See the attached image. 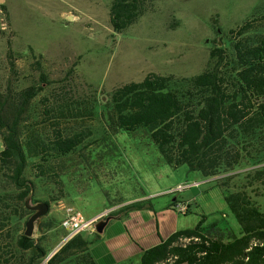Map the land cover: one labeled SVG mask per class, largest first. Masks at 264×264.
I'll return each instance as SVG.
<instances>
[{
    "label": "trees",
    "instance_id": "obj_1",
    "mask_svg": "<svg viewBox=\"0 0 264 264\" xmlns=\"http://www.w3.org/2000/svg\"><path fill=\"white\" fill-rule=\"evenodd\" d=\"M154 1L112 0L108 14L113 32L135 23ZM254 30L259 32L252 34ZM228 34V46L213 47L207 66L194 75L149 72L139 81L114 87L106 99L75 100L76 104L65 107L63 104L73 98L61 96L60 89H55L59 86L40 97V120H49L54 110L50 101L54 100L60 104L56 111L61 117L64 113L69 118L97 116L102 135L122 131L146 134L170 166L186 164L203 177L214 178L240 225L235 234L217 223L203 228L201 218L194 227L179 229L144 249L135 264H264V211L248 191L252 182L264 178V12L229 29ZM7 57L13 71L10 46ZM39 57L33 61L39 75L36 84L16 91L10 86L0 90V177L8 186L0 189V223L8 232L22 211L32 212L25 201L36 184L27 170L40 180L51 178L53 171L58 175L55 161L75 151L91 134L55 129L48 136L30 122L32 103L53 82ZM75 66L74 62L66 76L72 75ZM255 165L260 166L235 172ZM144 202L133 201L117 211L147 207ZM36 225L37 236H26L23 229L14 239L25 264H96L83 232L49 254L44 231L53 228L54 222L37 221ZM225 233L226 239L222 237ZM0 258L1 264H11L6 257Z\"/></svg>",
    "mask_w": 264,
    "mask_h": 264
},
{
    "label": "rangeland",
    "instance_id": "obj_2",
    "mask_svg": "<svg viewBox=\"0 0 264 264\" xmlns=\"http://www.w3.org/2000/svg\"><path fill=\"white\" fill-rule=\"evenodd\" d=\"M111 2L0 1V90L10 86L16 91L36 84L39 75L33 61L40 55L44 71L53 82L32 103L30 122L38 132L48 136L55 133V129L70 134L91 133L75 151L55 161L58 175L53 171L51 178L40 180L27 170L28 177L36 184L28 197L29 204L50 202L48 212L37 219L42 223L54 222L53 228L44 231V245L49 254L62 244L66 235L61 225L65 206L89 218L112 205L141 200V196H145L144 203L148 204L165 203L173 195L192 204V198L204 190L205 185L194 184L201 176L186 164L177 167L167 164L152 140L140 131L102 135L97 116L69 118L64 113L65 117H61L56 111L60 104L54 100L50 101L54 110L49 120H40L38 111L43 106L40 97L49 95L59 86L55 89H60L61 96L73 98L72 102L63 104L65 107L76 104L75 100L106 99L114 87L139 81L149 72L194 75L207 66L213 47L228 46L229 29L264 12V0H155L135 23L121 32H113L108 14ZM9 46L15 62L13 71L7 57ZM74 62V72L66 76ZM7 187L0 177V189ZM248 191L264 211V178L252 182ZM156 195L157 198L149 200ZM118 209L113 214H119ZM31 213L22 211L10 223L9 232L6 227L1 229L0 223V255L11 264H25L14 239L25 230ZM200 218L194 204L187 214L180 215L183 225L190 228ZM214 219L221 228L227 227L235 234L240 231L237 219L227 207L213 212L209 220ZM36 222L33 236H37ZM94 231L82 232L93 234ZM226 236L225 233L222 237L226 239Z\"/></svg>",
    "mask_w": 264,
    "mask_h": 264
},
{
    "label": "crops",
    "instance_id": "obj_3",
    "mask_svg": "<svg viewBox=\"0 0 264 264\" xmlns=\"http://www.w3.org/2000/svg\"><path fill=\"white\" fill-rule=\"evenodd\" d=\"M200 176V179L194 180V184H204L205 188L192 198V204L191 201L187 200L186 202V200H180L173 195L165 203L148 204L147 207L130 210L126 213L113 214L117 207L120 208L123 205H112L86 218L90 219L96 216L109 218L101 233L93 235L83 232L82 234L90 241L88 251L95 263L135 264L144 249L159 243L179 229L188 228L183 225L180 219L181 213L175 209L176 204L180 201L188 204V211L191 210L193 204L195 205L203 220V228L215 223H217L216 226H219L216 219L212 221L209 219L213 212L223 211L227 206L214 178L203 177L201 174ZM157 196L151 197L149 200L155 199ZM143 197L141 196V200L133 201H143ZM109 212L110 214H108Z\"/></svg>",
    "mask_w": 264,
    "mask_h": 264
},
{
    "label": "built area",
    "instance_id": "obj_4",
    "mask_svg": "<svg viewBox=\"0 0 264 264\" xmlns=\"http://www.w3.org/2000/svg\"><path fill=\"white\" fill-rule=\"evenodd\" d=\"M179 188H183V186H179ZM175 209L178 212L185 214L189 207L187 203L180 201L176 204ZM99 217L101 216L86 219L79 211L75 210V208L65 206L64 218L61 221V225L64 229H66V235L64 236L62 243L84 230H93Z\"/></svg>",
    "mask_w": 264,
    "mask_h": 264
},
{
    "label": "water",
    "instance_id": "obj_5",
    "mask_svg": "<svg viewBox=\"0 0 264 264\" xmlns=\"http://www.w3.org/2000/svg\"><path fill=\"white\" fill-rule=\"evenodd\" d=\"M25 205L28 210L32 211V213L25 222L24 234L26 236H31L35 229L36 220L48 212L49 204L45 201H39L36 204L30 205L29 200L26 199ZM108 219H109L108 217H106L105 219H99L95 223L94 229L97 233H101L103 231L105 225L107 224Z\"/></svg>",
    "mask_w": 264,
    "mask_h": 264
}]
</instances>
